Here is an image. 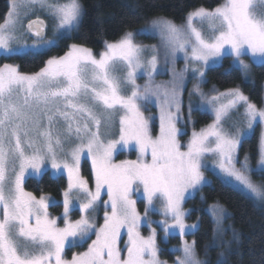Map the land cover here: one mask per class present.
I'll list each match as a JSON object with an SVG mask.
<instances>
[{"label":"snow or ice","instance_id":"snow-or-ice-1","mask_svg":"<svg viewBox=\"0 0 264 264\" xmlns=\"http://www.w3.org/2000/svg\"><path fill=\"white\" fill-rule=\"evenodd\" d=\"M36 7L55 22L53 38H46L47 25L38 17L25 27L21 9L26 16ZM83 16L79 0H10L0 23V56L38 58L61 40L71 39ZM156 34L163 42L164 64L170 67H159L155 45L134 42L136 35ZM178 53L185 62L179 72ZM246 56L251 64L243 59ZM229 58L225 75L238 71L246 83L252 82V65L264 67V0H221L211 9L199 6L181 25L155 18L149 27L105 41L98 53L73 43L35 73H22L13 64L0 66V264H167L160 258L153 224L163 232L165 243L179 236V247L170 250L181 253L174 264H209L198 257L196 241L185 239L199 224L186 223L190 212L183 208L186 200L211 185L204 174L207 160L211 158L208 170L223 186L264 202V183L252 179L253 173L264 176V107L251 102L239 87L223 92L213 88L215 94H209L197 84L189 91V120L193 111L210 112L212 123L193 129L186 143L180 139L187 135L178 127L186 74L191 70L203 83L205 69L218 68ZM166 71L171 80L156 83V75ZM139 79L145 83L139 84ZM194 94L200 97L195 105ZM148 105L158 109V134L153 132L157 117L145 115ZM233 113L239 118L234 120ZM257 126L258 161L253 169L249 154L241 159L239 150ZM123 151H134L136 159L116 162L114 157ZM82 159L91 162L94 186L81 175ZM45 175L56 181L66 178L61 199L25 190L29 179ZM134 194L145 201L143 215ZM61 207L59 216L50 214V208ZM100 211L103 223L97 226ZM206 211L214 236L205 255L209 247L239 240L233 231L231 241L218 242L227 231L226 212L219 204ZM74 212L79 219L70 218ZM150 213L163 218L151 220ZM145 225L147 236L140 231ZM85 245V251L65 257L66 249ZM217 264H228L224 252Z\"/></svg>","mask_w":264,"mask_h":264},{"label":"trees","instance_id":"trees-1","mask_svg":"<svg viewBox=\"0 0 264 264\" xmlns=\"http://www.w3.org/2000/svg\"><path fill=\"white\" fill-rule=\"evenodd\" d=\"M80 2L84 16L78 31L72 33L71 39L61 40L57 47L35 59L0 56V66L5 63H14L21 72L34 73L43 67L44 62L50 57L64 55L71 43L84 44L98 51L104 47L105 41L118 40L124 32L136 30L154 17L163 16L175 22H182L187 13L194 8L204 6L211 9L221 0H80ZM8 11L9 0H0V23L5 19ZM144 38L153 41L149 36ZM230 65L229 58L225 59L220 67L208 69L205 87L219 91L239 87L251 101L258 106L263 105L264 67L252 65V82L246 83L238 71L225 75ZM196 116L197 129L202 128L212 119L209 112L196 111ZM258 136L259 129L241 146V154L248 153L255 162L258 160ZM84 167L85 174L91 178L89 163L85 162ZM212 176L211 185L204 186L193 199L187 202V206L191 209L190 218L199 222V228L195 234L190 235L196 241L197 254L208 260L209 264H217L220 253L226 249V246L209 247L205 255V247L212 244L214 236V223L206 207L210 203L220 202L230 213L228 222L233 227V231L239 234V240L232 242L225 251L228 264H264V205H259L251 198H244L237 191L223 186L217 176L214 174ZM256 176L264 178V176ZM65 186L66 178L56 181L49 175L39 180L29 179L26 182V187L35 194L47 193L57 198H61L60 192ZM172 241L178 242L180 238L175 236ZM162 255L174 260L175 253L164 249Z\"/></svg>","mask_w":264,"mask_h":264},{"label":"rangeland","instance_id":"rangeland-1","mask_svg":"<svg viewBox=\"0 0 264 264\" xmlns=\"http://www.w3.org/2000/svg\"><path fill=\"white\" fill-rule=\"evenodd\" d=\"M53 2H55V0H53ZM59 2H60V3H64V2H66V0H59ZM79 2H80V0H79ZM9 4H10V0H9ZM80 4H81V2H80ZM81 5H82V4H81ZM24 11H25V9H21V16H22V18H23V23H24L25 27L27 26V23H28L30 20L34 19V18H37V17H38V18L45 19L46 22H47V26H48V30H47L48 33H47L46 38H53V36H54V33H53V26H54V23H55V22L53 21V19H52V18H51V17H50L45 11L39 9V7H36L34 11H29L28 14H27L26 16L24 15ZM159 17H163V16L154 17V18H152V19L159 18ZM164 18H166V17H164ZM152 19H151V20H152ZM167 19H169V18H167ZM4 20H5V19H4ZM4 20H3L1 23H3ZM151 20H150V21H151ZM170 20H171V19H170ZM150 21H149V22H150ZM172 21H173V20H172ZM149 22L146 23L145 25L139 27V28L136 29V30H130V31L138 32V31L141 30L142 28L149 27ZM174 22H175V21H174ZM184 22H185V20L182 21V22H175V23H176L177 25H181V24H183ZM21 31H23V29H21ZM144 36H149L150 38L153 39V41L144 38ZM115 41H117V40L109 41V42H115ZM31 42H32V39L29 37V38H28V43H31ZM134 42L137 43V44H140V45H142V46H145V47H151V46L155 45L156 48H157L158 58H159V61H160V63H159V67H161V68H165V67H170V66H171L170 64H169V65H165V64H164V47H163V42H162L161 37H160L159 34H156V35H136V36H134ZM59 43H60V42H59ZM71 44H73V43H71ZM71 44H70V45H71ZM76 44H79V43H76ZM82 45L85 46V47H89V46H86V45H84V44H82ZM89 48H91V47H89ZM91 49L93 50L94 53H98V52L102 51V50L104 49V47H103L102 49L98 50V51L94 50L93 48H91ZM67 50H68V49H67ZM150 55H151V53H148V52L145 53V57H146V58H147V57H150ZM243 59L245 60L246 63L251 64V61L249 60V58H247V56L244 57ZM5 64H13V65H16V64H14V63H5ZM184 66H185V62H184V59H183V53H178V54H177V58H176V60H175V68H176L177 72H179L181 69H183ZM39 70H40V69H39ZM39 70H38V71H39ZM19 71H20V69H19ZM207 71H208V69H205V77H204V81H205V82H203V83H201L199 80L193 78V74H192L191 70H189V72L186 74L185 88H184V92H183V95H182V100H183V105H182V118H181V122L178 123V127H181L183 130H185V131L187 132V135H184V136H182V137L180 138V139H181V143H186V142L188 141V139H189L190 136H191V132L193 131V129H195L196 131H199V130L201 129V128H200V129H197V128H196V122H197V120H198V119H197V116H196V111H193V112H192L191 120H189V118H188V105H189V100H190V97H189V91H191V90H192L197 84H199V87H200L201 91H203L204 93L215 94V93H212V89H213V88H212V89H208V88L205 87V83H206V81H207ZM20 72H21V71H20ZM22 73H24V72H22ZM34 73H35V72H34ZM28 74H31V73H28ZM249 77H250V80H251L252 77H253V74H252V66H251V68H250ZM171 78H172L171 73L166 71V72H165L164 74H162V75H156V77H155V82H156V83L167 82V81L171 80ZM137 82H138L139 84L143 85V84L145 83V80H144V79H139ZM229 89H230V88H229ZM225 90H227V89H225ZM225 90H222V91L217 90V91H218V92H223V91H225ZM241 91H242V90H241ZM242 92H243V91H242ZM243 93H244V92H243ZM245 95H246V94H245ZM246 96H247V95H246ZM250 101H251V100H250ZM191 102H192L194 105L200 103V97H199V95L194 94V95L191 97ZM251 102H253V101H251ZM253 103H254V102H253ZM256 105H257V104H256ZM257 106H258V105H257ZM258 107H264V102H263V105L258 106ZM144 111H145V115H146V116L151 115V116L157 117V119L155 120L154 125H153V132H154V134H158V131H159V127H158V125H159V120H158V109H157L156 107L152 106V105H148L147 108L144 109ZM239 112H243V108H242V107L239 109ZM209 113H210V112H209ZM210 114H211V113H210ZM211 116H212V115H211ZM238 118H239V113H233V119L235 120V119H238ZM210 123H212V119H211V121H210L208 124H210ZM208 124L204 125L203 127L207 126ZM203 127H202V128H203ZM257 129H259V133H260V127H259V126H257V127L255 128V131H256ZM254 133H255V132H254ZM243 156H244V155L241 154V148H240V150H239V157H240L241 159H243ZM249 156H250V166H251L253 169H255V168L257 167V161H258V160L255 162V161L252 160L251 155H249ZM114 159L116 160V162H119L120 160H125V159H131V160H134V159H136V153H135L134 151H123V152L118 153V154L114 157ZM85 162H88V163H89V168H90V170H91V162H90V160H84V159H82V161H81V175H82L85 179L89 180L90 186H94V185H93V179H92V177L89 178L88 175H86L85 172H84V168H85L84 165H85ZM207 164H208V169H211L212 166H213V165H212V160H211V158H209V159L207 160ZM208 169H205L204 174H205L206 179H207V180H210V181L212 182V179H213L212 174H213V172L210 171V170H208ZM209 172H210L211 174H210ZM252 179H253V181L256 182V183H264V178H263V177H257L255 173H253V175H252ZM25 190H26V191H29V192H32L31 190H29V189L26 187V183H25ZM32 193H33L34 195H36L37 197H39V196L41 195V194H40V195H37V194H35L34 192H32ZM43 194H46V195L52 196V197H54V198H56V199H61V198H57V197H55V196H53V195H51V194H47V193H43ZM197 194H198V192H197ZM197 194H196V195H197ZM196 195H195V196H196ZM103 198H104V199H107L106 196H104ZM133 199H136V200H137V209H138V210L141 212V214L143 215V210H144V206H145V201H143V200H142L138 195H136V194H134ZM187 202H188V200H186V202L183 204V208H184L186 211H189V212H190V214H189L188 216H186V218H185V219H186V223H188V224L198 223V224H199V222H198L197 220H192V219L190 218V215H191V209H190L189 206H187ZM256 202H257L259 205H261V206L264 205V202H260V201H256ZM212 204H219V205L225 210V212H226V218H225V220L223 221V228L226 229L227 231L225 232V234H224L222 237H218V242H219L220 239H222V240L225 241V242H229V241H231V239H232V232H233V229H232L233 227H232L231 224H229V222H228V217H229L230 213H229L228 209H227L223 204H221L220 202H213V203H210L209 205H207L206 208H208V207H209L210 205H212ZM157 206L159 207V202H157ZM62 211H63L62 208H50V209H49L50 214L53 215V216H59V215L62 213ZM70 218L73 219V220H75V219H79V213H77V212L72 213L71 216H70ZM149 218H150L151 220H154V221H155V220H160V219H162L163 217H162L159 213H150ZM58 223H59V222H58ZM96 223H97V226H99L100 224L103 223V211H100V213H99V215H98V217H97V219H96ZM60 226H63V225L61 224ZM152 227L157 228V232H158V244H159V246H160V248H161V250H162L161 253H160V258H161V260H165V261H167V264H174V261H175V259H176V256L181 255V253H179V252H174V253H175L174 260H171V259L169 258V256H163V255H162V252H163L164 249H167L168 251H170V250L173 249V248H177V247H179V245H180V241H178V242H173V241H172V238H173V237L170 236V237L168 238L167 242L165 243L164 240H163V235H164V234H163V232L161 231V229H160L156 224H153ZM140 231H141V234L144 235V236H147V235L149 234V228H148L146 225H145V226H142L141 229H140ZM190 235H191V234L185 236V239H187L189 242H191L192 240H194V238H193V237H190ZM177 236H178V235H177ZM178 237H179V236H178ZM94 238H95V237H93V239H94ZM124 238L126 239V236H125ZM89 243H90V241H89ZM230 244H231V243H230ZM230 244H228V245L226 246V249L223 251L225 254H226L225 251L228 250ZM86 248H87V245H85V246L82 247V248L66 249V251H65V257H66L67 259H70L71 256H72V254H73L74 252H82V251H85ZM170 252H172V251H170ZM198 257H199L201 260H205L204 258L200 257L199 255H198Z\"/></svg>","mask_w":264,"mask_h":264},{"label":"water","instance_id":"water-1","mask_svg":"<svg viewBox=\"0 0 264 264\" xmlns=\"http://www.w3.org/2000/svg\"><path fill=\"white\" fill-rule=\"evenodd\" d=\"M37 18H34V19H32V20H36ZM40 20H42V21H44V23L47 25V22H46V20L45 19H42V18H39ZM32 20H30V21H32ZM28 24V23H27ZM48 26L46 27V29H45V36H47V33H48Z\"/></svg>","mask_w":264,"mask_h":264}]
</instances>
